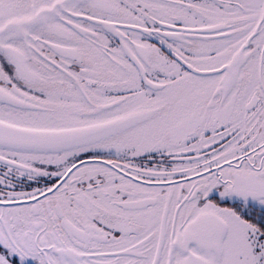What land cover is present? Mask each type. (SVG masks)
Returning <instances> with one entry per match:
<instances>
[{"label": "snow or ice", "instance_id": "snow-or-ice-1", "mask_svg": "<svg viewBox=\"0 0 264 264\" xmlns=\"http://www.w3.org/2000/svg\"><path fill=\"white\" fill-rule=\"evenodd\" d=\"M0 264H264V0H0Z\"/></svg>", "mask_w": 264, "mask_h": 264}]
</instances>
